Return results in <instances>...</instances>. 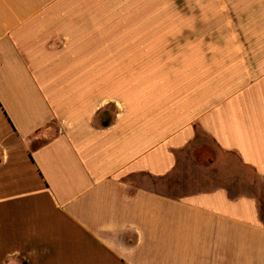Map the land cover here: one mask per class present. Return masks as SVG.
Wrapping results in <instances>:
<instances>
[{"label":"crops","instance_id":"1","mask_svg":"<svg viewBox=\"0 0 264 264\" xmlns=\"http://www.w3.org/2000/svg\"><path fill=\"white\" fill-rule=\"evenodd\" d=\"M0 264H264V0H0Z\"/></svg>","mask_w":264,"mask_h":264},{"label":"rangeland","instance_id":"2","mask_svg":"<svg viewBox=\"0 0 264 264\" xmlns=\"http://www.w3.org/2000/svg\"><path fill=\"white\" fill-rule=\"evenodd\" d=\"M165 13H169L163 9H154V10H144L143 14L141 15V19L143 22H139L136 25H129L126 29L127 35H133L136 36L138 39L141 38L142 40H137L136 42H127L125 44H119L120 49H123L126 52H132L134 50H137L139 52H148L151 51L154 48V45L148 41L149 39H152V37L156 38L162 35L166 34H190V35H198L199 30H201V25L199 24L200 12L198 10L190 11L191 19L195 20V22H192V24L189 27H182L179 23L174 22L175 19H168V22H155L157 19H162L165 15ZM212 13V12H211ZM192 14L195 16L192 17ZM186 17V16H185ZM183 17V18H185ZM168 18V17H167ZM181 27V28H180ZM184 28V29H183ZM182 29V30H180ZM184 30V32H183ZM189 30V31H186ZM194 166V165H193ZM185 167V164H183V168ZM190 166H188L186 172L180 173L179 176H173L174 178H177V181L174 180L172 177L171 179H168V181H171V187H169L168 183H160V189L161 190H168L173 189L174 187H179L182 180L184 178H187L188 180L190 177L191 170L189 169Z\"/></svg>","mask_w":264,"mask_h":264}]
</instances>
